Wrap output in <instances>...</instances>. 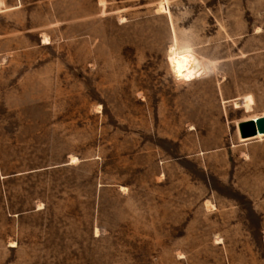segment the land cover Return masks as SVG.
<instances>
[{"label":"rangeland","instance_id":"1","mask_svg":"<svg viewBox=\"0 0 264 264\" xmlns=\"http://www.w3.org/2000/svg\"><path fill=\"white\" fill-rule=\"evenodd\" d=\"M261 115L264 0H0V264H264Z\"/></svg>","mask_w":264,"mask_h":264},{"label":"water","instance_id":"2","mask_svg":"<svg viewBox=\"0 0 264 264\" xmlns=\"http://www.w3.org/2000/svg\"><path fill=\"white\" fill-rule=\"evenodd\" d=\"M237 129L241 139L255 137L259 133L264 134V115L239 121Z\"/></svg>","mask_w":264,"mask_h":264},{"label":"clouds","instance_id":"3","mask_svg":"<svg viewBox=\"0 0 264 264\" xmlns=\"http://www.w3.org/2000/svg\"><path fill=\"white\" fill-rule=\"evenodd\" d=\"M214 63V62H213Z\"/></svg>","mask_w":264,"mask_h":264}]
</instances>
